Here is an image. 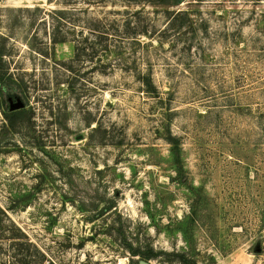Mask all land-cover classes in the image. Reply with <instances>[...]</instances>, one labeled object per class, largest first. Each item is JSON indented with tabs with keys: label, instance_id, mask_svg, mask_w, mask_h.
I'll use <instances>...</instances> for the list:
<instances>
[{
	"label": "rangeland",
	"instance_id": "obj_1",
	"mask_svg": "<svg viewBox=\"0 0 264 264\" xmlns=\"http://www.w3.org/2000/svg\"><path fill=\"white\" fill-rule=\"evenodd\" d=\"M0 207V264H264V0H0Z\"/></svg>",
	"mask_w": 264,
	"mask_h": 264
},
{
	"label": "trees",
	"instance_id": "obj_2",
	"mask_svg": "<svg viewBox=\"0 0 264 264\" xmlns=\"http://www.w3.org/2000/svg\"><path fill=\"white\" fill-rule=\"evenodd\" d=\"M188 11H175L173 18L170 21V24L172 23V26L175 27L176 26V21L179 20V18L181 19V22H184L185 20V15H188L187 13ZM183 23H181L179 26H181ZM146 33V31H144ZM148 84H150V82H148ZM11 104L10 103L8 105V108L12 114V118L15 120H20L23 116L26 115V113L22 110V109H12L11 108ZM27 196L24 197L23 200H26ZM27 202V201H25ZM27 205V203H26ZM109 207H107L106 209H108ZM105 209V210H106ZM0 213H4V211L2 210V208L0 207ZM25 236V235H24ZM130 249V253H132V255H140V257L144 260L147 261L152 257L156 256V253H154V251H140V249H134L133 247H129ZM176 255L178 257H180V260L184 263V264H197L196 261L189 259L185 253H180V252H176Z\"/></svg>",
	"mask_w": 264,
	"mask_h": 264
},
{
	"label": "water",
	"instance_id": "obj_3",
	"mask_svg": "<svg viewBox=\"0 0 264 264\" xmlns=\"http://www.w3.org/2000/svg\"><path fill=\"white\" fill-rule=\"evenodd\" d=\"M180 2H184L185 0H179ZM12 109H16L20 107V103H14L11 105ZM140 264H149L148 262L144 261V260H140L139 262Z\"/></svg>",
	"mask_w": 264,
	"mask_h": 264
},
{
	"label": "flooded vegetation",
	"instance_id": "obj_4",
	"mask_svg": "<svg viewBox=\"0 0 264 264\" xmlns=\"http://www.w3.org/2000/svg\"><path fill=\"white\" fill-rule=\"evenodd\" d=\"M12 104H14V103H12ZM12 104H11V105H12ZM11 108H12V107H11ZM16 109H18V108H16Z\"/></svg>",
	"mask_w": 264,
	"mask_h": 264
}]
</instances>
